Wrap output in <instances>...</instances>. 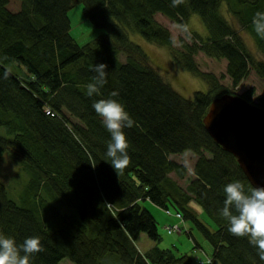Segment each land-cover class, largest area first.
Returning <instances> with one entry per match:
<instances>
[{
  "label": "trees",
  "instance_id": "16d2710c",
  "mask_svg": "<svg viewBox=\"0 0 264 264\" xmlns=\"http://www.w3.org/2000/svg\"><path fill=\"white\" fill-rule=\"evenodd\" d=\"M18 1L14 11L11 0H0V164L9 151L29 179L19 201L9 198L0 181V208L23 232L45 235L40 238L43 250L31 256L30 264H61L63 259L128 264L120 250L132 264L140 255L146 264H191L188 254L159 247L158 223L143 203L165 210L176 223L189 221L211 245L212 258L203 261L264 264L248 238L229 233L219 215L228 183L240 180L246 189L252 185L204 126L214 100L238 95L221 81L228 78L237 85L250 70L264 78V62L255 59L227 19L234 17L264 55V39L252 28L255 12L264 11V0H180L176 6L172 0ZM79 4L85 19L104 31L82 47L71 35L69 16ZM158 15L189 31L188 41L180 39L181 52ZM193 15L201 17L205 37L188 29ZM130 34L168 49L208 90L195 92L192 100L182 97ZM199 53L226 60V74L217 78L201 71L195 60ZM100 63L107 65V83L89 97L85 86L95 75L92 67ZM112 92L119 95L111 97ZM109 98L123 104L134 120L132 128L124 129L131 160L119 174L106 156L110 133L92 106ZM257 105L264 110V97ZM186 153L196 157L192 177L186 165L172 158ZM199 212L215 231L199 220ZM0 234L21 244L1 225ZM142 234L155 246L140 253L136 241Z\"/></svg>",
  "mask_w": 264,
  "mask_h": 264
},
{
  "label": "rangeland",
  "instance_id": "374dc122",
  "mask_svg": "<svg viewBox=\"0 0 264 264\" xmlns=\"http://www.w3.org/2000/svg\"><path fill=\"white\" fill-rule=\"evenodd\" d=\"M18 0H11L10 9L17 11L19 8ZM71 19V35L82 47L91 41L95 40L102 34L104 31L102 29L96 28L89 20L85 19L83 14V7L81 4L75 6L69 13ZM227 19L234 23L236 28L239 29L240 34L242 35L245 43L252 55L256 60L264 62V55L258 50L255 39L253 36L249 35L245 30H243L240 25L234 21V17L227 16ZM157 21L159 24L167 27L172 35L174 41V48L179 52L182 51L180 45V39L184 38L188 41L190 39L189 31L183 32L174 22L169 19L158 15ZM188 29L197 33L202 37L207 35V30L203 24L201 17L198 15H193L188 23ZM187 35V36H186ZM157 36H155V39ZM130 39L137 45H140L143 50L146 52L149 57V61L153 67H155L165 82L170 84L172 88L179 93L182 97L187 100H192L193 95L197 91L206 92L208 90V85L201 78L197 77L193 73H190L186 70H183L177 62L171 57V53L168 49L158 46L156 43L147 42L141 35L130 34ZM195 60L201 71L205 73H211L217 78L221 75L226 74L227 61L226 60H214L207 57L203 53H199ZM251 72V73H250ZM249 75L246 80L239 84H233L228 78L221 81V83L233 90L239 96L248 97L254 104H259L260 97H264V78H260L255 74V71L250 70ZM0 164V181L4 183L7 188L9 198L11 200L19 201V198L24 194L25 186L28 182V176L23 172L21 167L14 161L12 154L9 151H6L2 156ZM175 161L182 163L187 166L189 169V177L193 176V166L196 157L191 153L183 154L182 156L173 155ZM172 176H176L172 174ZM181 186L184 185L183 181H179ZM143 206L150 211L155 216V219L158 223V232L160 234V243L158 244L160 248L163 249H175L178 254H188L192 259L191 264H197V260H207V258H212V248L208 241H206L201 234L191 225L189 221L183 222L182 227H180V233L175 232L169 234L166 230L167 226H172L177 224V220L174 217H170L166 214L165 210L153 205L152 203H143ZM193 208L198 209L197 205L193 202ZM172 215H175L176 212L172 208L170 209ZM199 220L204 223L211 231H215L216 227L213 222L202 212H199ZM0 225L3 229L11 234H13L20 242L23 243L25 238L38 236L40 238H45L40 232H23L18 224L3 214L0 208ZM113 228V226H112ZM186 228V231L183 229ZM190 232V233H189ZM192 233L193 238L201 245L200 249H195V241L190 234ZM136 246L140 250V253L145 252L146 250L151 249L155 246V243L152 242L147 235L142 234L139 239L136 241ZM123 259L127 261L126 263L132 264L128 257L122 252L119 251ZM138 262H146L140 257H138ZM135 261V264H138ZM61 264H73L68 259H63ZM215 264H217L215 262Z\"/></svg>",
  "mask_w": 264,
  "mask_h": 264
},
{
  "label": "clouds",
  "instance_id": "9594fccd",
  "mask_svg": "<svg viewBox=\"0 0 264 264\" xmlns=\"http://www.w3.org/2000/svg\"><path fill=\"white\" fill-rule=\"evenodd\" d=\"M180 0H172L176 6ZM254 32L264 39V11H256L252 18ZM107 65L100 63L92 67L95 75L85 87L87 95L92 97L99 94L100 89L107 83ZM7 78V73H5ZM111 97L119 94L112 92ZM93 108L102 118V124L110 133L107 143L106 156L117 174L130 163L128 141L124 129L132 128L134 120L126 111L123 104L116 99H100L94 101ZM225 199L219 215L228 223V231L236 237H247L249 243L257 250V255L264 261V186L245 188L240 180L228 183L224 189ZM42 246L38 236L25 238L17 245L15 239L0 234V264H30L31 256L41 252Z\"/></svg>",
  "mask_w": 264,
  "mask_h": 264
},
{
  "label": "water",
  "instance_id": "95a60500",
  "mask_svg": "<svg viewBox=\"0 0 264 264\" xmlns=\"http://www.w3.org/2000/svg\"><path fill=\"white\" fill-rule=\"evenodd\" d=\"M204 126L252 187L264 186V110L239 95H224L210 105Z\"/></svg>",
  "mask_w": 264,
  "mask_h": 264
},
{
  "label": "built area",
  "instance_id": "2783aa9c",
  "mask_svg": "<svg viewBox=\"0 0 264 264\" xmlns=\"http://www.w3.org/2000/svg\"><path fill=\"white\" fill-rule=\"evenodd\" d=\"M177 217H180V215H177ZM180 227H182V223H177V224L172 225V226H167L166 230L168 231L169 234H172L175 232L180 233ZM198 264H212V262L210 260H208V261L198 260Z\"/></svg>",
  "mask_w": 264,
  "mask_h": 264
},
{
  "label": "crops",
  "instance_id": "0c3cea01",
  "mask_svg": "<svg viewBox=\"0 0 264 264\" xmlns=\"http://www.w3.org/2000/svg\"><path fill=\"white\" fill-rule=\"evenodd\" d=\"M254 104V103H253ZM257 105V104H256ZM198 211V209H196ZM197 263H198V260H197Z\"/></svg>",
  "mask_w": 264,
  "mask_h": 264
},
{
  "label": "bare ground",
  "instance_id": "6f19581e",
  "mask_svg": "<svg viewBox=\"0 0 264 264\" xmlns=\"http://www.w3.org/2000/svg\"><path fill=\"white\" fill-rule=\"evenodd\" d=\"M3 154H4V153H3ZM3 154H2V155H3Z\"/></svg>",
  "mask_w": 264,
  "mask_h": 264
}]
</instances>
